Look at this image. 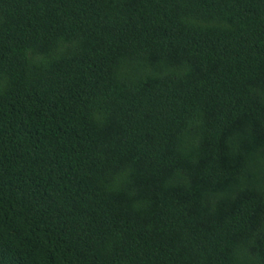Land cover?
I'll list each match as a JSON object with an SVG mask.
<instances>
[{
	"label": "trees",
	"instance_id": "1",
	"mask_svg": "<svg viewBox=\"0 0 264 264\" xmlns=\"http://www.w3.org/2000/svg\"><path fill=\"white\" fill-rule=\"evenodd\" d=\"M0 264H264V0H0Z\"/></svg>",
	"mask_w": 264,
	"mask_h": 264
}]
</instances>
